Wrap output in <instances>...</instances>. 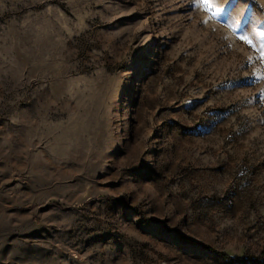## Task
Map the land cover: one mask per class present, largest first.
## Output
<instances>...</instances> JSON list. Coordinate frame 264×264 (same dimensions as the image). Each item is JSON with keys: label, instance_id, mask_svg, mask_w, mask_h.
<instances>
[{"label": "rangeland", "instance_id": "obj_1", "mask_svg": "<svg viewBox=\"0 0 264 264\" xmlns=\"http://www.w3.org/2000/svg\"><path fill=\"white\" fill-rule=\"evenodd\" d=\"M0 264H264V0H0Z\"/></svg>", "mask_w": 264, "mask_h": 264}, {"label": "trees", "instance_id": "obj_2", "mask_svg": "<svg viewBox=\"0 0 264 264\" xmlns=\"http://www.w3.org/2000/svg\"><path fill=\"white\" fill-rule=\"evenodd\" d=\"M189 243H192L193 245L195 246H201L198 242H195V241H189ZM213 252H216L217 254H220L221 256L225 257V258H230L228 255H225V254H221V253H218L217 251H213ZM232 260L236 261V262H242V263H255L257 262L256 260H246V259H240V258H232Z\"/></svg>", "mask_w": 264, "mask_h": 264}, {"label": "snow or ice", "instance_id": "obj_3", "mask_svg": "<svg viewBox=\"0 0 264 264\" xmlns=\"http://www.w3.org/2000/svg\"><path fill=\"white\" fill-rule=\"evenodd\" d=\"M207 2H208V0H205V3H207ZM225 7H226V6H225ZM223 10H224V9H221V11H223ZM240 39H241V40H243V39H244V37H243V36H241V37H240Z\"/></svg>", "mask_w": 264, "mask_h": 264}]
</instances>
